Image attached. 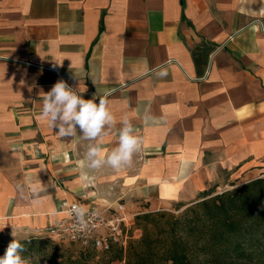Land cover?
Instances as JSON below:
<instances>
[{"label":"crops","instance_id":"obj_1","mask_svg":"<svg viewBox=\"0 0 264 264\" xmlns=\"http://www.w3.org/2000/svg\"><path fill=\"white\" fill-rule=\"evenodd\" d=\"M60 79L86 100L112 90L103 147L128 116L142 138L130 167L105 165L82 187L88 142L39 118ZM262 173L264 0H0V240L66 220L68 202L135 216ZM34 181L47 186L40 206L17 190Z\"/></svg>","mask_w":264,"mask_h":264},{"label":"trees","instance_id":"obj_2","mask_svg":"<svg viewBox=\"0 0 264 264\" xmlns=\"http://www.w3.org/2000/svg\"><path fill=\"white\" fill-rule=\"evenodd\" d=\"M215 191H205L178 215L167 210L138 213L133 229L141 235L126 249L99 252L78 242L30 236L21 240L23 255L36 264H110L123 259L125 264H264V176Z\"/></svg>","mask_w":264,"mask_h":264},{"label":"clouds","instance_id":"obj_3","mask_svg":"<svg viewBox=\"0 0 264 264\" xmlns=\"http://www.w3.org/2000/svg\"><path fill=\"white\" fill-rule=\"evenodd\" d=\"M168 74L166 67H161L155 72L157 78H165ZM92 81L95 84V81ZM111 91L106 90L102 95L96 92L91 99L86 100L78 89H73L60 79L47 93H43L40 120L55 130L61 139L88 142L83 157L77 162L84 188L89 186L92 173L105 165L114 171L130 167L134 155L142 146V138L136 134V128L128 116L124 115L119 120L120 127L117 129L118 145L111 151H105V137L117 126V118L109 106L108 97ZM17 190L20 193L27 191L33 206H40L41 196L47 191V186L41 181L23 182L17 184ZM91 212L92 210L84 205H71V215L79 230L88 228ZM12 235L15 238L9 243L4 256L0 257V264H36V261L22 255L25 245L14 232Z\"/></svg>","mask_w":264,"mask_h":264},{"label":"built area","instance_id":"obj_4","mask_svg":"<svg viewBox=\"0 0 264 264\" xmlns=\"http://www.w3.org/2000/svg\"><path fill=\"white\" fill-rule=\"evenodd\" d=\"M81 204L78 201L66 203V220L49 225L41 233L54 239L78 242L83 246H92L99 252H108L114 247L126 249L130 240L136 236L138 229H133L135 216L129 214L123 202L115 206L84 205L92 210L89 216V226L79 230L71 215V205ZM83 205V204H81ZM110 264H125L122 261H112Z\"/></svg>","mask_w":264,"mask_h":264},{"label":"rangeland","instance_id":"obj_5","mask_svg":"<svg viewBox=\"0 0 264 264\" xmlns=\"http://www.w3.org/2000/svg\"><path fill=\"white\" fill-rule=\"evenodd\" d=\"M262 176H264V173H262V174L259 175L258 177H262ZM241 185H242V184H241ZM239 186H240V185H239ZM233 187H235V185H234V186L229 185V186L222 187V188H216L215 193H219V192H222V191H225V190L231 189V188H233ZM185 207H186V206H183V207L179 208L177 204H173V205L171 206V208H168V209H159V210H167V211H169V212H172V213L178 215V214H181V212L185 209ZM140 235H141V231H137V232H136V236L139 237ZM32 236H44V237H47V236H46L45 234H43V233H37V234H34V235H32ZM24 238H27V237H24ZM24 238H22V239H24ZM22 239H21V240H22ZM53 240H54L56 243H60V242H62L60 239H54V238H53ZM2 242H3V243H2ZM10 242H11V240H9V241H7V240H5V239L0 240V257H3V256H4L5 251H6V249H7V247H8V245H9ZM65 243L68 244L69 242H68V241H65ZM73 249H78V246H73ZM22 255H23V253H22ZM23 256H24V255H23ZM24 257H25V256H24ZM26 258H30V257H26ZM30 259H32V258H30Z\"/></svg>","mask_w":264,"mask_h":264}]
</instances>
